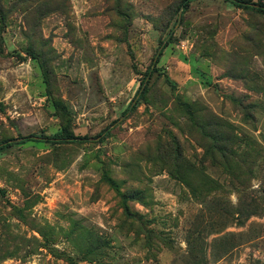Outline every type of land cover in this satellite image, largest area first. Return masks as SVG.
Here are the masks:
<instances>
[{
    "label": "rangeland",
    "instance_id": "obj_1",
    "mask_svg": "<svg viewBox=\"0 0 264 264\" xmlns=\"http://www.w3.org/2000/svg\"><path fill=\"white\" fill-rule=\"evenodd\" d=\"M183 1L0 0V141L89 138L0 153V264H264V15Z\"/></svg>",
    "mask_w": 264,
    "mask_h": 264
},
{
    "label": "trees",
    "instance_id": "obj_2",
    "mask_svg": "<svg viewBox=\"0 0 264 264\" xmlns=\"http://www.w3.org/2000/svg\"><path fill=\"white\" fill-rule=\"evenodd\" d=\"M192 1H195V0H184L182 3V6L186 8L188 4ZM226 1L233 4L234 6L242 7V8L251 10L253 12L259 13L261 15H264V3L262 2H251V1H246V0H226ZM162 51L163 49L159 50L158 54L156 55L155 63L159 61L162 55ZM150 73H151V68L146 73L145 78L140 86V89L136 94V99H138L136 103L140 102V99L146 89V83H148L147 79ZM134 109H135V104L130 105L128 109L124 112V116H126L130 111H133ZM113 123L115 124L117 123V121H114ZM111 127H112V124L111 126H108L107 128H105L103 131H101L99 134H97L92 139H99V140L104 139L106 135H108L109 132L111 131ZM88 140L89 138L86 136L76 135L69 129L63 128L62 130H60L59 132L53 135L31 134L29 136H19V137H12L8 139H4L0 141V153L12 147L21 146L29 142L49 143L52 145H74V144L85 143Z\"/></svg>",
    "mask_w": 264,
    "mask_h": 264
},
{
    "label": "water",
    "instance_id": "obj_3",
    "mask_svg": "<svg viewBox=\"0 0 264 264\" xmlns=\"http://www.w3.org/2000/svg\"><path fill=\"white\" fill-rule=\"evenodd\" d=\"M183 6H182V8H181V10H180V17H179V19H178V23H177V25L180 23V21H181V15H182V12H183Z\"/></svg>",
    "mask_w": 264,
    "mask_h": 264
}]
</instances>
